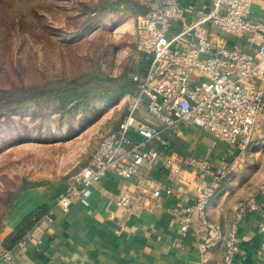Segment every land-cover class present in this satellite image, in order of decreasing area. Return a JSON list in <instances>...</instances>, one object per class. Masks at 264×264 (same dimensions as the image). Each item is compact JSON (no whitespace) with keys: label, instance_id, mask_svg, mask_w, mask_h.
I'll return each mask as SVG.
<instances>
[{"label":"rangeland","instance_id":"374dc122","mask_svg":"<svg viewBox=\"0 0 264 264\" xmlns=\"http://www.w3.org/2000/svg\"><path fill=\"white\" fill-rule=\"evenodd\" d=\"M151 1L0 0V247L21 194L73 184L126 115ZM238 163L240 201L264 181V113Z\"/></svg>","mask_w":264,"mask_h":264},{"label":"built area","instance_id":"2783aa9c","mask_svg":"<svg viewBox=\"0 0 264 264\" xmlns=\"http://www.w3.org/2000/svg\"><path fill=\"white\" fill-rule=\"evenodd\" d=\"M255 1L213 0L211 10L199 11L197 21L189 24L185 22L187 8L182 0L151 1L136 27L139 48L151 59L149 67L145 73L133 76L137 86L135 94L130 95L125 117L118 130L102 140L87 166L76 175L72 193L82 196L86 187L110 173L133 179L162 161L176 173V161L163 157L151 144L160 142L167 146L163 134L175 132L182 124L212 133L239 153L249 151L256 138L259 117L264 113V24L252 20ZM178 23H182L183 29L173 37L171 31ZM208 23L220 35L247 36L256 46V53L231 47L224 38L213 39ZM183 36L190 38L186 50L175 47ZM133 135L140 137L138 143ZM202 164L204 179L196 203L177 213L179 230L183 236L197 237L204 253L225 244L224 264H234L241 221L249 213L257 212L264 219V210L258 198L251 197L238 207L228 231L214 223L209 206L223 186L228 170L214 169L209 161ZM259 192L264 196V181ZM153 194L159 197L161 189L155 188ZM118 204L132 211L133 197L128 190L121 192ZM58 205L64 213L70 212L69 197H61ZM195 218L197 228H193ZM261 229L264 234V222ZM31 239L26 236L18 247H24ZM3 257L9 262L14 259L12 251Z\"/></svg>","mask_w":264,"mask_h":264},{"label":"crops","instance_id":"0c3cea01","mask_svg":"<svg viewBox=\"0 0 264 264\" xmlns=\"http://www.w3.org/2000/svg\"><path fill=\"white\" fill-rule=\"evenodd\" d=\"M182 3L187 8L185 22L189 24L197 21L199 11L209 12L213 0H182ZM252 20L264 24V0L253 4ZM206 26L213 39L224 38L231 47L256 53V46L247 36L220 35L210 23ZM182 29V23L175 24L171 35L177 36ZM189 45L187 36L175 43L180 50H186ZM133 137L136 143L140 141V137ZM163 138L168 141L167 146L160 142L151 146L163 157L169 156L176 161V173L166 168L162 161L130 180L110 173L86 187L82 196L71 192L75 183L46 185L23 192L11 210L4 240L31 213L43 209L44 215L28 234L32 239L24 247L17 245L5 250L1 245L0 264H224L225 244L204 253L197 237L181 235L177 213L196 203L204 179V161H209L214 169L226 167L228 170L223 186L209 206V216L214 223L223 225L228 231L238 207L251 197H257L264 210V196L260 195L259 185L252 196L245 195L240 201L226 189L232 181L228 178L231 170L239 165L238 160L245 153H239L208 131L186 124L175 132H165ZM193 160L196 163L193 164ZM148 180L153 183L149 184ZM155 188L161 189L159 197L153 194ZM125 190L133 197L132 211L118 204ZM63 196L70 199L69 213H64L58 205ZM263 222L260 212L249 213L241 221L234 264L264 263ZM197 226L195 218L193 228ZM7 251L13 252L11 262L3 257Z\"/></svg>","mask_w":264,"mask_h":264},{"label":"trees","instance_id":"16d2710c","mask_svg":"<svg viewBox=\"0 0 264 264\" xmlns=\"http://www.w3.org/2000/svg\"><path fill=\"white\" fill-rule=\"evenodd\" d=\"M146 55V56H145ZM143 58V62L141 64V70L137 73H145L149 64H150V57L145 54ZM148 58V60L146 59ZM136 73V74H137ZM137 83L133 80L130 81V83L124 87V89L130 91V95L135 94ZM44 215V210H38L36 212L31 213L28 215L25 220L3 241L2 246L5 250H12L14 249L21 241H23L26 236L32 232V230L35 228L37 223L42 219Z\"/></svg>","mask_w":264,"mask_h":264}]
</instances>
